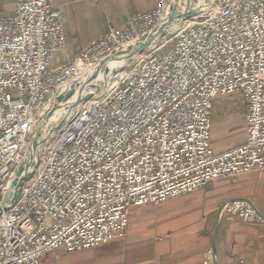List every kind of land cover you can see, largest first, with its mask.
<instances>
[{
    "label": "built area",
    "instance_id": "built-area-1",
    "mask_svg": "<svg viewBox=\"0 0 264 264\" xmlns=\"http://www.w3.org/2000/svg\"><path fill=\"white\" fill-rule=\"evenodd\" d=\"M13 2L12 15L0 14V264L93 250L123 237L133 208L264 169V0H218L214 11L176 29L168 49L160 40L169 37L160 38L113 90L83 102L51 139L19 200L3 207L57 94L164 23L173 6L157 0L52 69L66 44L60 9L49 0ZM235 95L247 104L245 143L215 154L213 103ZM221 213L264 224L245 200L226 203Z\"/></svg>",
    "mask_w": 264,
    "mask_h": 264
},
{
    "label": "crops",
    "instance_id": "crops-1",
    "mask_svg": "<svg viewBox=\"0 0 264 264\" xmlns=\"http://www.w3.org/2000/svg\"><path fill=\"white\" fill-rule=\"evenodd\" d=\"M60 9L66 44L51 68L70 64L89 43L129 18L149 12L157 0H49ZM13 0H0L12 15ZM247 104L239 96L219 98L211 110L210 145L215 154L246 140ZM234 200L250 202L264 218V169L208 183L159 206L133 208L122 238L93 250L55 252L42 264H264V224L244 223L221 213Z\"/></svg>",
    "mask_w": 264,
    "mask_h": 264
},
{
    "label": "water",
    "instance_id": "water-1",
    "mask_svg": "<svg viewBox=\"0 0 264 264\" xmlns=\"http://www.w3.org/2000/svg\"><path fill=\"white\" fill-rule=\"evenodd\" d=\"M217 2L218 0H211L210 3L206 6L185 10L183 12H178V7H177L178 5L175 3L174 0L171 12L165 23L158 25L154 30L145 34L134 44H131L123 49L114 51L111 54H109L107 57H105L103 60H101L98 63V65L94 68L92 75L88 78V82L91 81L99 71L102 70L105 71V66L108 61L114 59H120V58L125 59L127 62L131 61V58L133 56L147 50L148 46L152 41L154 40L157 41L162 37L169 36L170 34H172L173 32H167L169 27L180 25L181 23L185 22L186 20L194 16L201 15L210 7L216 5ZM102 86L103 84L99 88V91L101 90ZM94 96H96V94H91V93L82 94L81 92H79L77 94L76 99L70 105L65 106V109H72V113H71L72 115L73 113H75L74 111L79 105H81L87 99ZM68 97H69L68 94L58 95L54 100V106L52 110L48 114H46V116L38 125L35 134L30 142L27 161L16 172L15 178L12 181L9 190L5 194L3 200V207L10 208L19 200L24 184L36 172L38 168V164L40 162V155L42 154L44 148L48 145L51 139V135L47 134V132H44L45 123L53 113L60 112L63 110L60 104L64 102L66 99H68ZM67 122L68 120H66V122L64 123ZM59 129L60 127L56 131H58Z\"/></svg>",
    "mask_w": 264,
    "mask_h": 264
},
{
    "label": "bare ground",
    "instance_id": "bare-ground-1",
    "mask_svg": "<svg viewBox=\"0 0 264 264\" xmlns=\"http://www.w3.org/2000/svg\"><path fill=\"white\" fill-rule=\"evenodd\" d=\"M210 1L211 0H175V3L178 5L177 6L178 12H183L185 10H190L193 8L206 6L210 3ZM215 9H216V5H213L212 7L207 9L202 14L205 15L209 12L214 11ZM166 21H167V19L165 20V22ZM187 23L188 22H186V23L183 22L180 25L171 26L168 28L167 32H174L176 29L186 25ZM135 42H137V41H135ZM155 42H156V40L152 41L150 43V45L148 46V48L151 47L153 44H155ZM134 43H132V44H134ZM135 58H136V55L133 56L131 58V60H133ZM126 62L127 61L125 59H121V58L108 61L106 63V66H105V71H103V70L99 71L97 73V75L91 81L88 82V78L92 75L95 67L91 68V69L87 70L79 79H77L75 82L71 83V85L66 90L57 94V96L60 94L61 95L68 94L69 97H68V99H66L64 102H62L60 104L62 106L63 110L60 112L53 113L49 117V119L46 121L45 126H44V132H47V134L51 135V139H53L60 131H62L66 127L67 123H64V122H66V120L70 121L71 117L74 115V113L71 115L72 109H65V106L70 105L76 99L77 94L79 92H81L82 94H85V93L96 94V96H98L99 94H101L103 92L108 93L111 90H113L117 86V84L119 83L120 79L123 76V73H121V71H119V69ZM110 75H113V78L111 80L105 81L104 79ZM102 84H103V86H102L101 90L99 91V88L101 87ZM53 106H54V102L52 104L51 109L49 111H47V114L52 110ZM80 106L81 105H79L74 112H76ZM59 127H60V129L58 131H56ZM51 139H50L48 145L44 148L42 154L40 155V162L38 164L37 170L39 169L41 162L44 158V154H45L44 151L51 148ZM37 170H36V172H37ZM36 172L34 173V175L36 174ZM33 176L24 184V186L22 188V192L24 190H26L27 185L31 183Z\"/></svg>",
    "mask_w": 264,
    "mask_h": 264
},
{
    "label": "rangeland",
    "instance_id": "rangeland-1",
    "mask_svg": "<svg viewBox=\"0 0 264 264\" xmlns=\"http://www.w3.org/2000/svg\"><path fill=\"white\" fill-rule=\"evenodd\" d=\"M173 35V33L172 34H170L168 37L169 38H166L165 40H163V39H161L160 40V45L162 44V45H164V47H163V50H166V49H168L169 47H170V44H166L165 45V43L168 41V40H170V37ZM157 42V41H156ZM155 42V43H156ZM154 45V44H153ZM152 45V46H153ZM151 46V47H152ZM150 48V47H149ZM148 49V48H147ZM136 58H137V55H136ZM134 60V59H133ZM132 61V60H131ZM131 61H129V62H127V63H125L124 65H122V67L119 69V71H123L126 67H128V65H129V63L131 62ZM113 78V75H110V76H108L107 78H105L104 80L105 81H107V80H111Z\"/></svg>",
    "mask_w": 264,
    "mask_h": 264
}]
</instances>
